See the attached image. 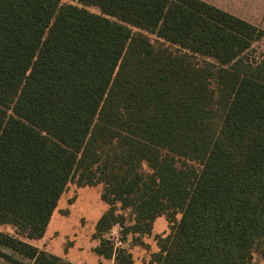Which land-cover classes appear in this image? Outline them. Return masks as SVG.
Returning <instances> with one entry per match:
<instances>
[{
  "label": "trees",
  "instance_id": "16d2710c",
  "mask_svg": "<svg viewBox=\"0 0 264 264\" xmlns=\"http://www.w3.org/2000/svg\"><path fill=\"white\" fill-rule=\"evenodd\" d=\"M258 42L262 29L203 0H0V226L14 230L0 247L74 264L30 241L76 183L109 206L95 237L124 225L117 206L132 215L123 239L180 215L156 264L264 257ZM93 251L131 264L106 240Z\"/></svg>",
  "mask_w": 264,
  "mask_h": 264
},
{
  "label": "rangeland",
  "instance_id": "374dc122",
  "mask_svg": "<svg viewBox=\"0 0 264 264\" xmlns=\"http://www.w3.org/2000/svg\"><path fill=\"white\" fill-rule=\"evenodd\" d=\"M218 8H221L264 31V0H203ZM90 11L98 13V9L89 8ZM154 43L158 40L154 35L148 34ZM254 60L264 57L262 43L258 42L253 46L250 54ZM101 186L77 187L76 183H70L60 197L57 207L52 214L45 234L42 238L30 241V244L39 249L61 258L63 261L74 264H116L114 259H105L98 256L93 249L98 247L101 239L108 242L114 254L118 250H124L130 255L131 264H156L153 262V255L159 249L157 237H165L170 233V226L180 218L179 214L173 217L161 216L157 218L150 234H129L122 238L125 226L132 224V215L129 211H120L117 206V214L125 218L124 225L116 223L112 227L114 237L121 245L115 248L109 237V230L99 238L95 237V225L101 215L109 208L101 199ZM175 218V221L169 222ZM0 231L13 233L10 226H0ZM0 254L7 256V259L0 255V264H30V261L8 249L0 247ZM249 264H264V257L255 253Z\"/></svg>",
  "mask_w": 264,
  "mask_h": 264
},
{
  "label": "built area",
  "instance_id": "2783aa9c",
  "mask_svg": "<svg viewBox=\"0 0 264 264\" xmlns=\"http://www.w3.org/2000/svg\"><path fill=\"white\" fill-rule=\"evenodd\" d=\"M113 227H111V229H112ZM109 230V237H111L110 238V240L111 241H114V243L112 242V245L115 247V248H117L118 246H120L121 245V243H120V241H118V239L117 238H115L114 237V234L112 233V230Z\"/></svg>",
  "mask_w": 264,
  "mask_h": 264
}]
</instances>
